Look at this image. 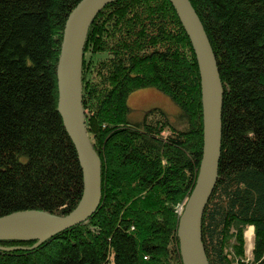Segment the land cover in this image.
I'll use <instances>...</instances> for the list:
<instances>
[{
    "label": "trees",
    "instance_id": "1",
    "mask_svg": "<svg viewBox=\"0 0 264 264\" xmlns=\"http://www.w3.org/2000/svg\"><path fill=\"white\" fill-rule=\"evenodd\" d=\"M78 1L0 0V216H62L81 195L55 82L63 24ZM189 1L223 87L201 243L207 264H264V0ZM80 78L86 133L100 160L98 207L33 247L1 239L0 264H181L177 209L198 169L202 113L195 56L170 2L105 4L88 26ZM144 88L166 96L175 116L151 107L130 122L128 95Z\"/></svg>",
    "mask_w": 264,
    "mask_h": 264
},
{
    "label": "water",
    "instance_id": "2",
    "mask_svg": "<svg viewBox=\"0 0 264 264\" xmlns=\"http://www.w3.org/2000/svg\"><path fill=\"white\" fill-rule=\"evenodd\" d=\"M113 0H79L63 24L55 66L56 110L78 159L82 190L72 210L62 216L20 210L0 216V240H35L36 246L58 232L85 221L100 201V160L88 139L81 104V61L88 26ZM192 47L200 80L201 156L194 184L179 212L176 237L181 264H197L200 251L207 264L200 229L204 207L214 187L220 153L223 87L207 35L189 0H168ZM24 233H30L22 235ZM1 249V247H0Z\"/></svg>",
    "mask_w": 264,
    "mask_h": 264
},
{
    "label": "rangeland",
    "instance_id": "3",
    "mask_svg": "<svg viewBox=\"0 0 264 264\" xmlns=\"http://www.w3.org/2000/svg\"><path fill=\"white\" fill-rule=\"evenodd\" d=\"M127 105L130 108L128 115L130 122L140 120L143 112L151 107H159L171 117H174L177 111L174 104L166 96L152 88L139 89L130 93L127 98ZM243 241V253L245 259L248 260L251 258L252 239L251 242H247L243 236Z\"/></svg>",
    "mask_w": 264,
    "mask_h": 264
},
{
    "label": "bare ground",
    "instance_id": "4",
    "mask_svg": "<svg viewBox=\"0 0 264 264\" xmlns=\"http://www.w3.org/2000/svg\"><path fill=\"white\" fill-rule=\"evenodd\" d=\"M26 234H30V233H24L22 235H26ZM252 235H253L252 234V228H249L244 233V237H245V239H246L247 242H251ZM195 257H196L197 264H203V260H202V257H201V254H200V251L199 250H196Z\"/></svg>",
    "mask_w": 264,
    "mask_h": 264
},
{
    "label": "built area",
    "instance_id": "5",
    "mask_svg": "<svg viewBox=\"0 0 264 264\" xmlns=\"http://www.w3.org/2000/svg\"><path fill=\"white\" fill-rule=\"evenodd\" d=\"M177 210L180 211L181 210V207L179 206Z\"/></svg>",
    "mask_w": 264,
    "mask_h": 264
}]
</instances>
